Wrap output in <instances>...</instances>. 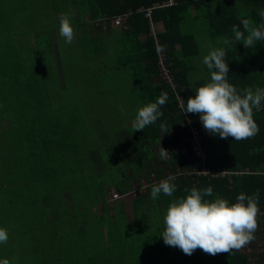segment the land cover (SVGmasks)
<instances>
[{
	"label": "trees",
	"instance_id": "1",
	"mask_svg": "<svg viewBox=\"0 0 264 264\" xmlns=\"http://www.w3.org/2000/svg\"><path fill=\"white\" fill-rule=\"evenodd\" d=\"M147 8L151 18L145 15ZM259 8H264V0H0V226L8 231V240L0 243V257L6 251L15 264H264V108L252 113L258 131L240 140L207 132L193 113L194 124L202 128L207 164L239 172L210 177L179 173L194 169L199 161L186 139L188 132L180 129L185 117L177 100V93L187 99L185 81L202 43L199 36L225 47L227 80L238 91L264 87V42L249 48L235 41L218 44V38L232 37L231 26L239 25V18L258 23ZM62 12L69 14L72 27L83 30L88 56L106 51L105 41L112 44L119 65L131 73L133 93L143 104L161 91L168 94L156 121L126 134L105 135L102 145L93 141L87 152L73 145V131L85 122L76 126L70 122L67 129L45 83L64 74L58 43L53 40ZM126 14V27L120 26L119 34L95 35L104 22ZM153 23H162L164 29L150 33ZM160 53L176 91L163 77ZM161 137L160 147L169 154L166 159L155 150ZM171 174H176V191L172 196L160 193L153 200L152 184ZM143 178L150 185L131 198L129 220L125 203L109 204L106 193L110 188L125 193ZM209 185L213 192L208 199L219 195L231 203L240 192L256 197L257 227L248 244L216 254L197 247L190 255L179 250L175 256L173 246L137 237L142 241L128 256L109 255L107 249L120 248L121 239L132 237L131 227L149 223L157 214L162 218L171 200L192 187ZM102 224L105 236L96 240V252L87 259L78 250L80 243L89 239L88 228ZM24 238L28 243H23Z\"/></svg>",
	"mask_w": 264,
	"mask_h": 264
},
{
	"label": "clouds",
	"instance_id": "2",
	"mask_svg": "<svg viewBox=\"0 0 264 264\" xmlns=\"http://www.w3.org/2000/svg\"><path fill=\"white\" fill-rule=\"evenodd\" d=\"M260 21L253 24L247 17L239 18V25L231 26L232 37L218 38V44L229 45L233 41L242 42L245 48L264 42V8L257 9ZM58 34L65 43L73 39V27L69 14L61 13ZM223 46L210 47L201 58L207 69L208 79L196 87L195 94L189 96L182 105L183 112L197 113L202 127L221 138L240 140L253 136L258 125L253 119V110L264 108V87H246L237 90L227 80L228 62ZM168 100V94L161 91L153 101L139 106L131 120L132 130L144 129L162 115L160 106ZM163 147L159 151L161 159L167 158ZM173 176L169 175L158 183H153L149 195L155 200L160 193L172 196L176 191ZM211 185L198 189L190 188L183 197H176L163 211L159 235L169 246L178 247L190 255L199 247L206 253L230 252L238 250L254 239L257 227L258 205L255 196L240 192L234 202L219 195L212 199ZM8 240V231L0 226V243ZM0 264H15L8 257H0Z\"/></svg>",
	"mask_w": 264,
	"mask_h": 264
},
{
	"label": "rangeland",
	"instance_id": "3",
	"mask_svg": "<svg viewBox=\"0 0 264 264\" xmlns=\"http://www.w3.org/2000/svg\"><path fill=\"white\" fill-rule=\"evenodd\" d=\"M39 3H36L35 7H37ZM98 22L99 20L94 21L93 23L96 24ZM108 23L113 25L111 20H109ZM34 24L39 25L37 21H34ZM53 25L54 24H52V26ZM101 26L104 28L103 24ZM123 27H126V25ZM158 29H163L161 23H153L150 28V33L153 34L154 31ZM82 34L83 30H80L77 26H73V39L70 43H65L63 37H60L58 34V27L54 28L53 40H57L58 43L59 56H61V61L64 66V74L61 78L54 77L45 83L50 87L51 98L54 101L52 106L54 108L56 107L57 110L55 112H57V115H60L62 119L67 121V129H70V122H75V126L78 121L81 122V120H83L85 122L83 125L86 127L80 124L79 126H81V129L77 127L78 130L73 131L72 140L74 142L73 145H75L76 148L87 152L93 147V141L102 145L103 139L101 138L103 136L108 135L109 137H113L121 129H125L126 127L121 125L120 122L122 120L124 121L125 118L120 117V112L129 114L136 106L143 105V102L137 94L131 93L130 91L124 94L121 100L118 99V97L122 94L120 89L124 88V84L134 85L130 72L127 70L116 71L111 68L104 69L100 65V59L95 58L94 56H88L86 53V45L88 43H84V41L82 42ZM143 37H145V35L141 38ZM202 38V44L205 46V49H209L211 43H208L209 40H207V38ZM47 47L48 46L44 48ZM49 50L50 49H48V51ZM206 52L207 51H203L200 59L197 62L192 63L193 70L190 74L191 84L189 89L186 90L188 96L194 95L196 87L208 79L207 69L201 63V58L204 54H206ZM50 53L53 52L51 51L49 54ZM53 56L54 54H52L51 59ZM160 58L163 59V56ZM108 77H119V79L115 81H106V83L103 79ZM41 88H45L44 84ZM125 96L132 99L131 103L126 108L124 103ZM120 106L125 109L119 111L118 108ZM200 125L202 127L201 123ZM70 133L72 135V130ZM70 133L68 134L69 138ZM111 140L112 139H109V141ZM163 140L164 138L162 137L157 143V145H159L155 148L157 155L161 150L160 146ZM104 145H106V143ZM145 182V178L140 180V184L135 182L133 189L126 191L125 193L127 194H125L124 197L115 200V202L122 200L125 203V209L128 211L127 216L129 220L133 217V211L131 209V196L134 195V191H137L138 185L140 186ZM111 189L112 188H110L106 193L109 204H112L113 202ZM147 209L148 206L146 205L144 210L147 211ZM160 221H162V218H159L157 214L153 216L149 223L145 220L144 225L140 223L136 229L131 227L130 231L132 233V237H125L124 239H121L120 241L123 246L120 248L107 249L109 255L113 258L118 257L119 255L128 256L127 252H131L132 248H138L139 243L144 239H148L150 241L152 240L153 242L160 244L164 243L162 237L159 235L160 228H162V223L158 226V222ZM104 227L105 226L102 224L101 227L88 228V233H90L89 239L84 240L85 242L83 241V244L82 242L80 243L78 250L83 255H86L87 259H90L91 256L93 258V255L96 252L94 250H96L98 239L101 235L105 236L106 227ZM137 237H142L143 239L140 241V238ZM118 240L119 239H116V242ZM23 243H28V240L24 238ZM19 244L20 242L17 243V245ZM141 246L143 245H140L139 247ZM100 247L103 248L102 244ZM170 250H172L171 254L175 256L179 255L180 249L178 247L173 246ZM8 256H10L8 252L3 251V257ZM19 257L21 260L25 259V257L20 255ZM167 258L171 259V256L168 254ZM126 261L129 260L126 259Z\"/></svg>",
	"mask_w": 264,
	"mask_h": 264
},
{
	"label": "built area",
	"instance_id": "4",
	"mask_svg": "<svg viewBox=\"0 0 264 264\" xmlns=\"http://www.w3.org/2000/svg\"><path fill=\"white\" fill-rule=\"evenodd\" d=\"M145 15L151 18V8L146 9ZM126 18H127V14L117 15L115 17H112L110 20L112 21L113 25L124 26L126 25ZM161 56H163L162 53H160V57ZM159 63H160V68L162 70L163 77L165 78L167 83H169L172 89L176 91L177 85L175 81L173 80V77L168 69V66L164 63V56H163V59L160 58ZM177 100H178L179 112H181L183 116L185 117V122L180 125V129L182 131L188 132V136L186 139L190 141L191 151L197 157L199 161V165L195 167L194 169L179 171V173L196 174V175H203V176H210V177L230 176L234 173H239L236 171H232L225 166H210L207 164L208 154L201 144L202 128L194 124L193 112H187V111L183 112L182 105L185 103V99L182 94L177 93ZM168 156L169 154L167 153V157ZM171 175L173 177L176 176V174H171ZM145 181L146 182L144 184L140 186L138 185L139 188L137 187V191H134V195L131 196L132 198L139 196L146 190V188L148 187L150 183V180L145 179ZM125 194L127 193H119L114 188L111 189V195H112L113 201L121 197H124Z\"/></svg>",
	"mask_w": 264,
	"mask_h": 264
},
{
	"label": "crops",
	"instance_id": "5",
	"mask_svg": "<svg viewBox=\"0 0 264 264\" xmlns=\"http://www.w3.org/2000/svg\"><path fill=\"white\" fill-rule=\"evenodd\" d=\"M105 24H103V26H104V28H102V30H99V33H95V35L96 36H102L103 35V33L105 32V33H110V32H114L115 34H119L121 31H120V26H116V25H112L111 23H106V22H104ZM110 24V25H109ZM158 24H160V23H158ZM161 25L163 26V24L161 23ZM163 29H164V26H163ZM163 29H158V30H163ZM104 30V31H103ZM200 38H201V41H203V38L202 37H204V36H199ZM105 40V39H104ZM208 40V39H207ZM211 43V46H213V47H216V45H214L211 41H208V43ZM105 43V45H106V51H99L98 52V54L96 55V56H94L95 58H98V59H100L101 60V66L104 68V69H109V68H111V69H114V70H116V71H126L127 69H126V67L125 66H123V65H119V63H118V60H117V57L115 56V51H114V49H113V46H112V44H110L109 42H104ZM210 46V47H211ZM209 49H205V46L201 43V46L200 47H198V48H196V55H194V57H192V63H194V62H197L199 59H200V56L202 55V52L203 51H208ZM113 56L115 57V58H113ZM118 64V65H117ZM193 66V65H192ZM193 70V69H192ZM192 70L190 71V73H189V79L188 80H186L185 81V91L186 90H188L189 89V86H190V84H191V80H190V74H191V72H192ZM128 71V70H127ZM130 72V71H129ZM130 75H131V73H130ZM117 79H119V77H108V78H104L103 80L106 82V81H115V80H117ZM107 83V82H106ZM133 88H134V85H130V84H124V88H121L120 89V91L122 92V94L118 97V99L119 100H121V98H122V96L124 95V94H126L127 92H129V91H131L132 93H133ZM138 95V94H137ZM186 96V98H188L189 96H188V94L187 95H185ZM131 101H132V99L131 98H129V97H127V96H125V101H124V103H125V108L126 107H128V105L131 103ZM139 106H136L134 109H133V111H131L129 114L128 113H122V112H120L121 113V118H125V120L123 121H120L121 122V125H123V126H125L126 128H127V130H126V128L125 129H121L118 133H116V134H126L127 132H128V130L130 129H132L131 128V126H129L130 124H131V120L134 118V115H135V111H136V109L138 108ZM125 108H123L122 106H120L119 108H118V110L119 111H122V110H124ZM199 123H201V122H199ZM125 131H127V132H125ZM162 138V137H161ZM158 143V142H157ZM157 143H156V146H159V145H157ZM217 166H219V165H217ZM131 207H132V205H131ZM126 213L128 214V211H126Z\"/></svg>",
	"mask_w": 264,
	"mask_h": 264
}]
</instances>
